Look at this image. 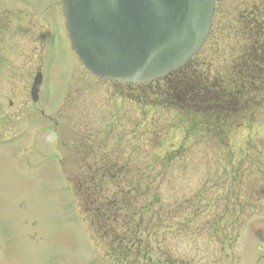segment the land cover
Instances as JSON below:
<instances>
[{
    "label": "rangeland",
    "instance_id": "rangeland-1",
    "mask_svg": "<svg viewBox=\"0 0 264 264\" xmlns=\"http://www.w3.org/2000/svg\"><path fill=\"white\" fill-rule=\"evenodd\" d=\"M51 2L53 19L64 32L60 4L47 0ZM242 2L232 0L228 9L234 14ZM17 11L23 29L30 24V16ZM64 35L58 34L51 46H42L39 61L35 60L27 76L22 72L32 66L33 55L13 58L3 50L0 264H116L92 231L67 177L69 170L74 171L75 149L90 140H102L105 150L117 147L124 160L164 173L160 189L169 199L196 191L211 202L216 196L224 199L217 209H209L212 213L225 210L233 223L229 229L239 227L230 250L198 234L169 239L178 253L206 255L207 260L215 257L216 261L204 259L199 264H264V111L251 131L235 133L232 156L206 147L176 154L173 151L183 140L181 119L160 109L139 108L127 95L128 88L123 91L119 85L96 78L84 68ZM40 68L41 98L33 103L28 73ZM162 158H172L164 162L163 169L158 167ZM199 206L204 210V203Z\"/></svg>",
    "mask_w": 264,
    "mask_h": 264
},
{
    "label": "trees",
    "instance_id": "trees-1",
    "mask_svg": "<svg viewBox=\"0 0 264 264\" xmlns=\"http://www.w3.org/2000/svg\"><path fill=\"white\" fill-rule=\"evenodd\" d=\"M225 1L199 55L160 79L118 84L139 108L181 119L176 154L206 147L232 156L235 133L249 130L264 111V0L243 1L234 14L225 10ZM81 143L70 178L92 231L116 264H199L206 255L183 256L169 242L198 234L222 248L234 245L239 227L229 229L233 223L225 210H210L224 199L211 202L199 191L169 199L160 189L164 173L124 160L117 147L105 150L102 140ZM171 160L162 158L158 167Z\"/></svg>",
    "mask_w": 264,
    "mask_h": 264
},
{
    "label": "water",
    "instance_id": "water-1",
    "mask_svg": "<svg viewBox=\"0 0 264 264\" xmlns=\"http://www.w3.org/2000/svg\"><path fill=\"white\" fill-rule=\"evenodd\" d=\"M76 53L94 74L146 82L179 68L205 43L214 0H63ZM37 75L32 93L40 86Z\"/></svg>",
    "mask_w": 264,
    "mask_h": 264
},
{
    "label": "flooded vegetation",
    "instance_id": "flooded-vegetation-1",
    "mask_svg": "<svg viewBox=\"0 0 264 264\" xmlns=\"http://www.w3.org/2000/svg\"><path fill=\"white\" fill-rule=\"evenodd\" d=\"M36 0H0V77L4 74L3 64L5 55L3 50H7L12 54V57L32 54V66H25V76L27 71L33 69L35 60L39 61L42 46L44 49L51 46L58 36H64L66 33V21L64 19L65 31L59 30L56 19H53V3H47V0H39L37 5ZM6 2V6H3ZM60 3V0H58ZM9 3L16 9L9 8ZM57 4V2H56ZM61 9V3H60ZM17 10L25 11L30 16V24L23 29L19 26L18 21L21 20ZM16 22V24H15ZM25 29V30H24ZM67 37V33H66ZM3 48V49H2ZM41 51V52H40ZM14 65V63H11ZM39 70H35L31 75V83ZM22 73L20 75H22ZM23 76V75H22ZM24 78V76H23Z\"/></svg>",
    "mask_w": 264,
    "mask_h": 264
}]
</instances>
